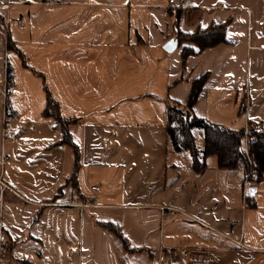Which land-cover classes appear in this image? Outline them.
<instances>
[{"label":"crops","instance_id":"crops-1","mask_svg":"<svg viewBox=\"0 0 264 264\" xmlns=\"http://www.w3.org/2000/svg\"><path fill=\"white\" fill-rule=\"evenodd\" d=\"M212 23H227L226 43L177 39ZM7 66L0 264H264V173L251 193L214 154L196 171L166 131L167 105L184 106L202 77L195 116L264 130V0H0L1 78ZM46 90L73 145L44 116Z\"/></svg>","mask_w":264,"mask_h":264},{"label":"trees","instance_id":"trees-1","mask_svg":"<svg viewBox=\"0 0 264 264\" xmlns=\"http://www.w3.org/2000/svg\"><path fill=\"white\" fill-rule=\"evenodd\" d=\"M2 20V19H1ZM3 23V20L2 22ZM227 23H212L205 28H197L192 33L177 32L179 42L194 43L199 50L226 43L225 30ZM7 41V49H14L13 42L4 28ZM193 53V50H184L183 56ZM7 70L6 82V108L8 109V98L12 83V75L9 66ZM203 83V77L193 81L190 93L184 106L178 103L168 104L166 108V131L168 138L176 151H188L191 156V166L196 171H201L204 166V158L207 155L217 156L218 166L227 169H242L247 175L249 171L257 173L258 182L264 173V130H256L249 126L239 130L230 129L224 125L211 123L193 114L192 106L195 103ZM242 106L240 110H242ZM45 117H52L60 123L62 129L63 143L73 145L69 133L68 124L70 121L64 120L59 113L58 103L46 90V105L44 109ZM200 129L203 132L204 145L198 150L195 144L193 129ZM246 137L247 148H242V139ZM77 153V152H76ZM253 183L249 188L256 184ZM250 195H247L245 202L248 206ZM119 239L123 240L122 234L113 226H107ZM21 264H31L22 261Z\"/></svg>","mask_w":264,"mask_h":264},{"label":"built area","instance_id":"built-area-1","mask_svg":"<svg viewBox=\"0 0 264 264\" xmlns=\"http://www.w3.org/2000/svg\"><path fill=\"white\" fill-rule=\"evenodd\" d=\"M5 78L0 77V92L6 96V82H7V70L4 75ZM3 140H6L9 132H10V124L8 117L5 115L3 119ZM4 159H7V157H4ZM4 159L0 160V181L3 176L4 167H3V161ZM258 179L257 173L254 171H249L247 175H245L244 178V186L246 189H248L253 183H255ZM2 182V181H1ZM92 190H98L99 187L97 185H93L91 187ZM177 210L171 207H161L160 213L163 220L171 219L175 216ZM10 247V241L7 239V236L4 231V227L2 223L0 222V259H4L9 252ZM172 253L171 248L162 247L159 250L158 254V262H165L167 260V256Z\"/></svg>","mask_w":264,"mask_h":264},{"label":"water","instance_id":"water-1","mask_svg":"<svg viewBox=\"0 0 264 264\" xmlns=\"http://www.w3.org/2000/svg\"><path fill=\"white\" fill-rule=\"evenodd\" d=\"M176 43H177V41H175V40L172 41V42H169V45H172V47H171L170 49H173V47L176 45ZM254 189H255V188H251V189H250V192H251V193L254 192Z\"/></svg>","mask_w":264,"mask_h":264},{"label":"rangeland","instance_id":"rangeland-1","mask_svg":"<svg viewBox=\"0 0 264 264\" xmlns=\"http://www.w3.org/2000/svg\"><path fill=\"white\" fill-rule=\"evenodd\" d=\"M1 22H2V20H1ZM1 25L4 27V25H3L2 23H1ZM2 26H1V27H2Z\"/></svg>","mask_w":264,"mask_h":264}]
</instances>
